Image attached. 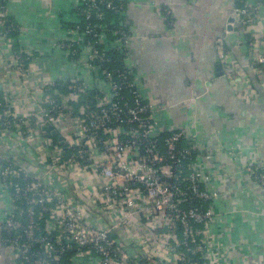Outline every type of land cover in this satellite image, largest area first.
<instances>
[{
	"label": "built area",
	"instance_id": "2783aa9c",
	"mask_svg": "<svg viewBox=\"0 0 264 264\" xmlns=\"http://www.w3.org/2000/svg\"><path fill=\"white\" fill-rule=\"evenodd\" d=\"M97 2L118 14L125 4L78 2L79 14L64 31L70 37L55 48L70 59L85 54L95 82H65L64 93L54 81L41 80L27 50L13 53L9 34L19 28L7 20L6 0H0V52L9 49L5 69L17 83L12 93L0 87V185L7 191L2 242L14 264H200L197 255L216 264L219 193L201 161L209 155L181 146L183 131L162 127L160 109L142 98L128 65L129 37L113 22L114 39L107 41V25L91 23L103 20ZM229 18L233 22L215 41L217 58L234 96L252 104V79L264 92V0H233ZM89 33L96 40L84 44ZM110 50L119 57L107 56ZM116 62L120 67L111 68ZM44 126L56 132L58 143ZM241 172L264 187L259 160Z\"/></svg>",
	"mask_w": 264,
	"mask_h": 264
},
{
	"label": "crops",
	"instance_id": "0c3cea01",
	"mask_svg": "<svg viewBox=\"0 0 264 264\" xmlns=\"http://www.w3.org/2000/svg\"><path fill=\"white\" fill-rule=\"evenodd\" d=\"M79 1L6 0L7 17L19 28V48L31 54L44 83L95 82L85 54L73 62L55 48L64 40L63 24L75 21ZM124 2L119 14L129 32L128 65L142 98L160 109L165 131H183L188 145L209 155L201 161L210 187L219 193L213 224L216 264H264V187L241 172L252 159L264 164V92L252 79L256 100L243 103L216 69L215 41L224 35L233 0ZM3 49L0 87L12 93L17 83L5 69L9 49ZM6 205L7 191L0 185V214ZM0 264H14L1 227Z\"/></svg>",
	"mask_w": 264,
	"mask_h": 264
},
{
	"label": "trees",
	"instance_id": "16d2710c",
	"mask_svg": "<svg viewBox=\"0 0 264 264\" xmlns=\"http://www.w3.org/2000/svg\"><path fill=\"white\" fill-rule=\"evenodd\" d=\"M80 2V1H79ZM99 6V8H100V10H102L103 12H104V16H103V20L101 21V22H98L97 23V21L95 20V19H92V24H100V25H107V29H106V37H107V41H109V40H112V39H114V36H112L111 35V33H110V29H111V25H109L110 23H113L114 22V27L115 28H117L118 30H122L123 32H124V34L126 35V37H129V32H128V30H127V27L123 24V18H122V16H120V14H118V13H116L115 11H111V10H106L105 9V4H100V3H98L97 2V7ZM79 6L77 5L76 7H75V9L73 10V12H74V14H79V8H78ZM125 10V4H124V8H123V10L120 12V13H122L123 11ZM7 20L8 21H10V19L9 18H7ZM11 22V21H10ZM83 23V22H82ZM70 25H72V24H70ZM84 26H82V28H81V31L80 32H82L83 30H84V27H85V25L86 24H83ZM67 26H68V24L67 23H64L63 24V27H62V29L65 31L66 29H67ZM66 32V31H65ZM64 32V34H65V37L64 38H69L70 36L69 35H66V33ZM76 36H79V34L78 35H75V37ZM9 38H11V39H14V44L12 45V51H13V53L14 54H19L20 53V48H19V45H18V43H17V38H18V32H14V33H12V34H9ZM96 39H95V37L93 36V34H91V33H89V34H87L85 37H84V41H83V43L85 44L86 42H93V41H95ZM98 47V49H103V46L102 45H100V47L99 46H97ZM80 54V53H79ZM105 54L107 55V56H112V57H114V59H117V57H119V55L117 54V52H115L114 50H110V51H108V52H105ZM23 56H25L24 54H22ZM69 55V54H68ZM81 55V54H80ZM80 55H77V56H75V57H73L71 60L73 61V62H77L78 61V59H79V56ZM93 66H96L97 65V63L96 62H93V63H91ZM120 67V63L119 62H116L115 64H112L111 65V68H115V69H117V68H119ZM92 79L94 80V76H92ZM54 86L56 87V88H59V89H61V92H64L65 93V89H64V86H63V83L62 82H60V81H54ZM96 90L95 89H91V90H89V92H91V93H94ZM91 94H88V96L87 97H89ZM3 99H4V97H3V93L2 92H0V102H2L3 101ZM82 100H83V98H82ZM82 102V101H81ZM81 102L80 103H78V104H74L73 105V107L74 108H76V111H77V109L78 108H80V106H81ZM1 113H2V109H0V115H1ZM43 131L45 132V134H47L48 135V137H50V139H51V141L55 144V143H58L59 142V136L58 135H55V136H53V135H51V129L50 128H48V126H44L43 127ZM182 144H181V146H190V145H188V143H187V141L186 140H183L182 142H181ZM197 152H195L194 151V156H197ZM2 236H3V232H2ZM188 257H190V258H193L192 256H189L188 255ZM195 260H199L200 261V264H206V262L204 261V260H201L200 259V256L199 255H197L196 256V258H195Z\"/></svg>",
	"mask_w": 264,
	"mask_h": 264
},
{
	"label": "water",
	"instance_id": "95a60500",
	"mask_svg": "<svg viewBox=\"0 0 264 264\" xmlns=\"http://www.w3.org/2000/svg\"><path fill=\"white\" fill-rule=\"evenodd\" d=\"M228 22H229V23L233 22V19H232V18H228ZM227 30H228V31L231 30L230 26L227 27ZM93 61H94V60H93ZM216 69H217V70H222L221 64H217ZM219 75H221V76L223 75L222 71H221L220 73L217 74V76H219ZM48 128H50V127L48 126ZM51 135L55 136V135H56V132H55V131H52V132H51Z\"/></svg>",
	"mask_w": 264,
	"mask_h": 264
},
{
	"label": "flooded vegetation",
	"instance_id": "af4514ba",
	"mask_svg": "<svg viewBox=\"0 0 264 264\" xmlns=\"http://www.w3.org/2000/svg\"><path fill=\"white\" fill-rule=\"evenodd\" d=\"M7 248V247H6Z\"/></svg>",
	"mask_w": 264,
	"mask_h": 264
}]
</instances>
